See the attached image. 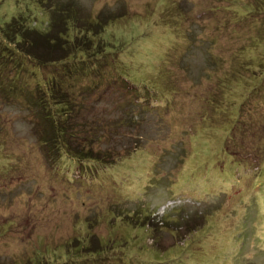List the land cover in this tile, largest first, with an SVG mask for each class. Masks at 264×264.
<instances>
[{
  "label": "rangeland",
  "instance_id": "obj_1",
  "mask_svg": "<svg viewBox=\"0 0 264 264\" xmlns=\"http://www.w3.org/2000/svg\"><path fill=\"white\" fill-rule=\"evenodd\" d=\"M56 2L115 46L59 72L0 27V264H264V0H0V24L52 32ZM54 74L116 161L52 152Z\"/></svg>",
  "mask_w": 264,
  "mask_h": 264
},
{
  "label": "trees",
  "instance_id": "obj_2",
  "mask_svg": "<svg viewBox=\"0 0 264 264\" xmlns=\"http://www.w3.org/2000/svg\"><path fill=\"white\" fill-rule=\"evenodd\" d=\"M45 1L47 0H40L41 5ZM52 9L55 10L56 15L53 18V21H55L53 22L54 29L52 32H44L40 28H28L26 24L27 16L25 17L24 14H13L4 21V24H0V27L4 31L6 30V37L15 43L16 46L19 45L18 48H21L23 53L35 60L37 64L42 66L57 65L59 72L62 71L63 67H59L57 61L63 64L66 57L75 58L81 53L92 54V56L98 58L99 54H106L110 51L109 47L115 46L111 42L106 41L108 39L102 34L109 23H107L109 16L106 18L102 16L95 18L92 15L90 17L89 15L86 16L87 14L83 13L72 2H56ZM89 32H92L93 35H89ZM63 33L65 34L62 35ZM93 37H99V40L94 42ZM59 48L64 50L60 51ZM75 51L78 52L74 53V56L72 53ZM101 62L103 63L102 59L99 60V63ZM77 64L73 66L76 67ZM47 81L49 86L46 93L36 95L32 101L36 103L35 106L42 109L40 110V115L43 120L46 119L48 125H52L50 136H45V142L53 147L51 148L52 152L63 150L78 159H92L103 163L116 161L118 157H112L110 156L112 155L111 152H104L102 149H98L94 146L92 140L88 141L87 146L85 145L84 137L80 136L79 131L86 128V132L92 135L97 133V129L100 126L93 121H84L80 124L73 121L77 116L79 103L74 97L75 94L72 90L64 89V82L61 76L54 74ZM80 94L83 95V93ZM45 109L49 112H46ZM232 137L233 134L231 133L229 138ZM76 248L80 249L79 246ZM93 250L95 251L96 248ZM78 256H82V254ZM71 261L72 263H77L75 259H71Z\"/></svg>",
  "mask_w": 264,
  "mask_h": 264
}]
</instances>
